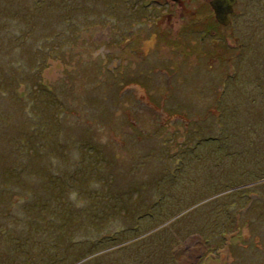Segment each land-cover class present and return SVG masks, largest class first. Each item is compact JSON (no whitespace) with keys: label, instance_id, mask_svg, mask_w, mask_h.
Returning a JSON list of instances; mask_svg holds the SVG:
<instances>
[{"label":"rangeland","instance_id":"1","mask_svg":"<svg viewBox=\"0 0 264 264\" xmlns=\"http://www.w3.org/2000/svg\"><path fill=\"white\" fill-rule=\"evenodd\" d=\"M100 1L103 4L88 0L79 5L86 10L84 20L87 23L81 21L76 30L56 32L46 42L52 49L41 81L50 84L56 93L54 96L61 99V103L55 99L58 117L53 125L58 134L52 137L58 144L45 158L39 155H25L24 158L32 167L50 165L55 180L65 187L63 196L60 192L43 197L55 213H61L65 204L74 205L82 213L95 203H103L102 200L107 201L111 213L103 224L88 223L86 228L70 233L67 246L61 243L57 247L51 246L54 242L49 241L51 235L44 236L49 231L26 229L29 226L26 219L22 222L23 228L14 224L15 221L0 223V264H50L49 258L59 260L62 247H69L73 242L76 244L74 249L80 250L62 253L61 264H264V186L253 188L252 185L259 181L246 182L247 176L240 174L229 159L220 158L218 165L209 169L204 158L199 160L200 156H192L190 151V146L213 142L204 138L197 143V136H202V131L208 133V129L214 132L213 126H209H216L210 121L216 122L220 115V104L214 99L216 94H224V98L230 96L227 108L239 106L237 95H242L238 86L231 87L232 80L228 77L244 78L239 64L244 60L246 50L258 54L264 65V0H240L237 14L230 16V21L233 16V22L228 26L217 21L214 13L198 16L195 23L200 26L199 31L204 32V40L199 34L195 36L188 33L191 30H185L186 47L190 48V42L200 47L194 46L192 56L181 51L177 68L173 63L170 71L166 69L168 63L160 58L146 57L147 61L143 62L142 53H148V43L154 45L152 31L143 44L127 40L131 36L130 30L139 33L145 30L147 23H154L153 13H147L149 19L145 15L132 14L130 28L128 7L123 0L114 4V0ZM254 7L258 13H251ZM104 9L112 12H103ZM100 12L108 17L102 20ZM169 22L174 25L172 16ZM122 26H126L125 30ZM210 30L213 33L208 36ZM71 33L75 34L74 38L66 40L65 36ZM58 47L60 55L55 53ZM163 51L166 55L174 54L172 49ZM132 65L136 68L130 72ZM236 70L239 72L234 74ZM238 83L245 84L243 81ZM250 96L255 97L254 111L259 115L258 104L264 102L262 89L257 90L252 83L245 98ZM0 111L4 114L12 112L10 120L20 121L25 117L20 111H12L1 99ZM243 120H251L249 112L244 114L243 111ZM22 123L0 122V143ZM225 123L228 128H233V122ZM237 123L244 125V122H236V130L239 128ZM86 134L98 141L104 155L108 152V157L113 158L111 168H107L104 155L99 163L84 160L89 159V154L77 149L73 142ZM68 140L72 141L69 143ZM212 147L200 145L196 149L206 153L212 152ZM184 150L189 153L181 154ZM81 164L87 167L76 176L73 171ZM258 172L264 173V170L259 168ZM29 177V182L38 183L35 177ZM108 180H115L113 184L111 182L116 188L114 195L108 192ZM131 187L138 191L124 196V189ZM252 188L258 190H251L248 195L244 193ZM19 194L14 196L18 203L14 209L18 213L19 204L23 202L21 197L29 196L27 192ZM229 194L235 195L234 203H229L234 200L231 197L219 198ZM249 206H253V212L262 214L253 219L251 227L247 223ZM197 207L205 214H214L222 207L216 213L219 224L227 220L232 222L230 232H221L217 236L219 247L215 249L213 244L206 243L200 228L196 227L202 218ZM193 209L195 212L191 217H198L192 220L197 232L183 229L179 232L183 236L177 239V227H184L183 221L177 225V219ZM55 215L49 213L46 218L51 221ZM29 216L39 218L33 213ZM14 231L18 240H23L18 248L9 236ZM44 239L50 244L47 249L42 244ZM152 248L154 252H148Z\"/></svg>","mask_w":264,"mask_h":264},{"label":"trees","instance_id":"2","mask_svg":"<svg viewBox=\"0 0 264 264\" xmlns=\"http://www.w3.org/2000/svg\"><path fill=\"white\" fill-rule=\"evenodd\" d=\"M87 1L0 0V99L1 101L4 100L12 111L15 113L20 111L25 116L20 121L16 118L10 120L12 112L4 114L0 111V122H24L20 126L17 124L15 126L17 128L16 131L10 133L8 136L6 135V140L0 143V223L6 224L8 221H15L14 224H19L23 228L22 222L26 219L29 224L26 229L36 232L49 231L44 236L49 237L51 235L49 241L54 240L51 246L56 247L60 246L61 243L67 246L66 244L71 240L70 233L86 228L88 223L92 225L103 224L111 213L107 201L104 200H102L103 203L93 204V206L87 208V211H82V213L74 205L68 204H65L64 210L61 213H55L43 197L45 194L50 195L60 192L63 196L65 187H63L59 180H55L50 165L32 167L31 163L27 162L26 158H24L25 155L30 157L39 155L41 158H45L46 154L51 152L50 149L56 147L58 144V140H54L52 137H56L58 134L57 127L53 125L56 123L55 121L58 117V111L55 109L58 108L55 107L58 105V102L55 99H58L60 103L61 99L54 96L56 93H54L50 84L46 82L44 84L41 81L43 69L46 67V60L50 57V50L52 49V46L48 43L46 44V42H49L52 35L56 32L70 29L76 30L81 21L87 23V20H84V17L87 16L86 10L79 6ZM94 1L101 2L100 0ZM106 1L109 2V0ZM115 1H112V4ZM123 1L127 4L126 0ZM101 3L103 4V2ZM80 9L83 12L79 11ZM103 12L110 14L112 11L104 9ZM103 12H100L99 15L102 17V20H105L108 16ZM113 17L117 18V16ZM125 28L126 26H122L121 29L125 30ZM74 35L71 33V35H67L65 38L66 40L73 39ZM55 36L60 37V34H55ZM39 40L41 41L37 44ZM59 49L58 47L55 50L56 55H60L61 50ZM239 70L244 75L243 79L236 75H233V77L228 75V78L232 80L231 87L238 86L239 92L242 95L239 96L231 91V94L238 96L239 106L235 108L233 105L231 108H227L226 103L230 100V96L224 98V94H216L214 99L216 104L218 102L220 104L218 112L221 116L217 115L216 122L214 120L210 121L216 125L209 126H213L211 128H213L214 132L208 129V133L202 131V136H197V143L204 138L213 140L211 143L200 144L203 148L204 146L212 147L211 145H215V147H212V152L202 153L200 149H196L200 145L190 146V151L193 152L192 156H200L199 160L201 157L204 158L209 169L215 168L220 158L229 159L231 165L240 174L247 176L248 180L246 182L253 183L259 181L257 184L252 185L255 188L256 186H264V173L258 172L259 168L264 170V102L258 104L261 112L259 115H256L254 111V106L257 104V102H254L255 97L250 96L248 100L245 98V95H247V91L252 83L256 85L257 90L262 89V93L264 94V65L259 59L258 54L255 52L249 53L247 49L244 60L239 64ZM237 71L234 74H237ZM99 72L101 73L100 70ZM238 81H243L245 83L244 86L239 85ZM243 89L245 90L244 93H242ZM224 90L226 91V88ZM51 99H54V102ZM243 111L244 114L249 112L251 120H243ZM225 122H233L231 123L233 128H228ZM236 122H244V125L237 123L239 128L236 130ZM251 122H253V125L249 126ZM37 140L39 143H36ZM68 141L70 143L72 140ZM74 141L73 143L77 149L89 154V159L84 158L86 162L93 161L94 163H99L102 160L104 149L98 144V141L92 140L89 134L82 136V139ZM90 149L92 151H89ZM182 149H185V147ZM107 153L105 152L104 162H106L107 168H111L113 158L108 157L109 154ZM183 153H189V151L184 150L181 154ZM189 156L192 158L191 155ZM86 167L81 164L75 167L73 172L77 176L80 172H84ZM29 176L35 177L38 183L33 184L29 182L27 180L31 179ZM104 179H107L106 176H104ZM114 181L108 180V192L113 195L116 188L111 186V182L113 184ZM236 185L238 186L239 184ZM253 188L244 191V193L248 195L251 190L254 192L258 190L257 188L255 190ZM124 190V196H129L130 193L137 192L138 188L131 187ZM19 192H27L29 195L28 198L25 196L21 197L23 202L19 204L20 213L14 209V206L18 204L15 202L14 196L20 195ZM221 197H231L234 199L229 203H234L237 200L234 194L222 195L219 198ZM239 203L236 202L235 204ZM197 208L200 209V207ZM221 208L217 209L214 214H205L201 208L199 214L202 218L198 220L196 226L200 228L199 232L206 243L213 244L214 249L219 247L217 236L221 232H230L228 230L232 224L230 220L219 224L216 213ZM247 210L250 213L247 215V223L251 227L254 222L253 219L260 218L262 214L253 212V206L247 207ZM194 212L195 210L193 209L188 213L180 215L179 218L177 217V225L181 221H183L184 225V227H177V239L183 236L179 233L183 229H186L188 232H191V230L197 232L192 220L195 217L198 219V217H191ZM30 213L37 214L39 218L35 216L30 218ZM49 213L52 215L56 214L55 218L51 221L46 218V215ZM262 218L264 219V215H262ZM44 221L46 222L44 223ZM211 233H215V235L212 236ZM9 236L14 240L13 243H16L17 248L19 247V243L23 242V240H18V237L15 236V231L14 233H9ZM145 239L147 238L143 240ZM49 241L45 239L44 242L42 241L45 249L50 246ZM75 245V242H73L69 247L63 246L61 254L80 250L78 248L74 249ZM146 247L149 246H143V248ZM69 248H73L74 251H64V249L67 250ZM83 248L87 249L86 246ZM157 249L159 248L157 247ZM89 250H92V247ZM148 252H154L153 248L149 249ZM61 254L59 260L49 258L47 262L50 264H61ZM144 261L147 263L148 260L144 259ZM165 263L167 262L165 261Z\"/></svg>","mask_w":264,"mask_h":264},{"label":"flooded vegetation","instance_id":"3","mask_svg":"<svg viewBox=\"0 0 264 264\" xmlns=\"http://www.w3.org/2000/svg\"><path fill=\"white\" fill-rule=\"evenodd\" d=\"M134 1L135 0H127L128 16H129L128 26H130V28L133 25V21H131L133 19L131 17L132 13L134 15L137 14H141L142 16L145 15L144 17L146 19L147 18L149 19V15L147 13L152 12L155 21L153 24L147 23L145 30L140 31L139 33L134 32L135 31L134 29L130 30L129 28L130 30L129 35L131 36H129L127 40L129 39L133 41V43L140 41L143 44L144 41L147 40L145 38L149 36L150 32L152 31L154 33V38H153L154 45H152L153 46L152 48L151 47L149 48L147 54L142 53V55H144V57L142 58L143 62L147 61L145 59L146 57L160 58L162 59L161 61L168 63V66L166 67L168 71L173 70V63L177 68V63L179 61L178 58L180 57L181 51H183L184 55L186 56H192L195 54L194 46L200 47L198 44H193L190 42V48H187L186 47V44L188 43L186 42L187 34L184 31L186 30L188 32L191 30V32H188L189 34L193 33L195 36L199 34L200 39L204 40L205 37L203 34L204 32L202 30L199 31L200 26L197 27V24L195 23L196 19L198 16L201 17L203 14L206 15L209 12L215 14L214 8L212 6L213 0H137V2L133 4ZM239 2L240 0H236L235 3L233 4V10H234L233 16L237 14V8L239 6ZM254 10L255 7L251 9V13H258L257 11ZM171 16L174 18L173 26L169 22ZM233 16L231 17V21H229V23L226 24V26L232 24ZM160 21L162 22L160 23ZM212 33L213 31L210 30L208 32V36L212 35ZM157 47L158 50H156ZM165 48L172 49L174 51V54L166 55V53L163 51V49ZM133 52H135V50ZM177 52H179L178 56H177ZM118 66L119 64L117 63L116 68H118ZM135 68L136 65L130 66L129 67L130 72H132ZM175 72L177 73V69L175 70Z\"/></svg>","mask_w":264,"mask_h":264},{"label":"water","instance_id":"4","mask_svg":"<svg viewBox=\"0 0 264 264\" xmlns=\"http://www.w3.org/2000/svg\"><path fill=\"white\" fill-rule=\"evenodd\" d=\"M236 0H213L212 6L215 11L217 21L222 24H228L230 16L234 14L233 4ZM230 14V15H229Z\"/></svg>","mask_w":264,"mask_h":264},{"label":"bare ground","instance_id":"5","mask_svg":"<svg viewBox=\"0 0 264 264\" xmlns=\"http://www.w3.org/2000/svg\"><path fill=\"white\" fill-rule=\"evenodd\" d=\"M152 46L151 42L148 43V48H150Z\"/></svg>","mask_w":264,"mask_h":264}]
</instances>
